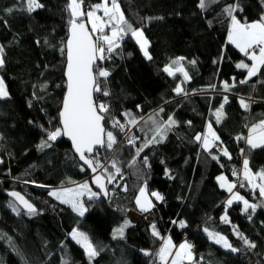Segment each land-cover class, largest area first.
<instances>
[{
  "label": "trees",
  "instance_id": "obj_1",
  "mask_svg": "<svg viewBox=\"0 0 264 264\" xmlns=\"http://www.w3.org/2000/svg\"><path fill=\"white\" fill-rule=\"evenodd\" d=\"M27 1L0 0L4 49L0 78L8 91L0 99V264H64L65 260L90 264L70 235L73 228L88 234L98 249L91 264H162L157 253L165 236L174 243L185 238L194 246V259L185 264H264V197L247 189L241 179L234 191L257 204L255 213L245 212L238 203L226 206L228 194L215 181L223 172L235 184L233 171L242 168L246 158L251 171L264 169V148L251 149L237 139L245 137L251 123L264 118V67L240 83L247 71L236 65L250 61L226 40L231 18L224 11L238 3L242 11L233 14L241 23L259 21L264 0H214L205 9L199 7V0H117L128 24L144 31L152 59L144 57L129 33L109 59L97 62L111 73L106 84L110 95L95 93V100L109 106L104 125L116 144L112 150L96 151L91 159L100 163L97 169L106 179L115 175L113 160L120 174L107 183L106 200L98 195L90 201L87 193L79 198L90 209L83 217L49 193L84 182L90 185L88 170L62 136L48 141L51 147H40L48 131L59 127L68 0H38L43 7L32 12ZM100 3L83 0L82 9ZM97 12L107 19L103 10ZM110 30L106 27L105 33ZM179 57H184L181 64L188 80L179 71L172 76L163 71L165 66L176 69L172 61ZM178 85L183 89L179 94ZM242 98L249 104L247 110L240 105ZM222 104L223 118L217 123L215 112ZM124 113H130L136 124L129 123ZM169 116L176 123L163 142L150 144L137 156V148ZM113 120L124 130L113 127ZM207 124L219 140L205 150L195 137L204 134ZM129 137L136 138L135 146L128 143ZM225 149L228 156L223 155ZM145 156L150 167L144 165ZM141 187H146L155 207L131 222L123 238L113 239V229L128 220V212L139 211L135 201ZM10 192L19 193L36 213H28ZM152 192L164 199L157 201ZM224 215L228 222L221 219ZM153 224L159 237L152 235ZM205 229L225 236L239 251L217 245ZM237 232L255 247H247Z\"/></svg>",
  "mask_w": 264,
  "mask_h": 264
},
{
  "label": "snow or ice",
  "instance_id": "obj_2",
  "mask_svg": "<svg viewBox=\"0 0 264 264\" xmlns=\"http://www.w3.org/2000/svg\"><path fill=\"white\" fill-rule=\"evenodd\" d=\"M211 2H214V0H199V7L205 9ZM82 5L83 0H68L66 5V11L69 12L70 19L68 22L69 34L66 42L67 66L65 76L67 91L59 114L62 127H58L53 131H48L47 140L42 141L40 147H51V144H49L48 141H55L62 135L67 136L70 138L72 146L75 152L79 155L80 160L88 165L93 172H96L97 168H100L101 165L98 161L94 163L93 160L88 158L87 154L94 153L98 146L112 150L113 146L116 144L115 136L111 131H107L104 126L105 114L109 111V106L105 103H98L95 100V93H101L103 96L110 95L106 84L107 78L111 73L106 68L98 67L97 62L109 59L110 54L113 53L115 49L119 48V42L129 33L139 45L144 57L148 60H151L152 57L148 51L150 42L145 37L144 31L142 29L132 28V26L128 24L125 20L124 14L120 10L117 0H110V6L109 0H103L102 3L91 6V10L86 13L82 10ZM40 7H43V5L38 3V0H28L27 10L29 12ZM101 9L103 10L104 17L107 19L97 15V11ZM8 11L10 12L12 10L8 9ZM224 11L231 18L228 42L234 45L241 53L252 61L251 65L244 62L236 65L239 69L247 70L246 79L240 81V83L243 84L247 82V79H250L261 72L262 67H264V16H261L260 20L257 22L241 23L236 15L233 14L237 11H242V9L239 8L238 3L226 6ZM85 15L87 16L88 23L91 24V32H89L85 23L80 19ZM106 27L111 29L110 35L105 33ZM92 33L97 34L95 38H93ZM257 48L258 53L256 51ZM62 51H64V49H62ZM3 54L4 49L3 47H0V67L4 65ZM182 60H184V57H179L172 61V64L178 65ZM192 63H195V61H192ZM176 70L183 73L185 80L190 79L188 73L184 71L183 67H178ZM163 71L170 76L174 75L171 66H165ZM101 78H103V80ZM211 87L214 88L215 85H212ZM224 88L227 91L229 85L225 83ZM175 91L179 94L183 89L178 85ZM7 96L8 91L4 80L0 78V99L6 98ZM224 102L227 103V97H225ZM240 105L245 110L249 107V104L246 103L243 98L240 100ZM161 111H163V109H161ZM124 115L129 118V123L136 124V119L132 117L130 113H124ZM215 116L216 122L220 123L223 118V104L216 110ZM175 123L176 121L173 117L169 116L164 124L157 127L152 140L147 141L145 144L137 148L136 155L139 156L140 153L150 144L162 143L165 139V133ZM113 127H119L122 131L124 130V125L118 120H113ZM157 136L159 139H157ZM135 139L136 138L134 137H129L128 143L135 146ZM195 139L197 141L203 140L202 147L205 150H208L212 146V141H218L219 137L213 131L211 124H209L206 134H204L203 137L200 134H197ZM237 139L246 140V143L251 149L264 148V121L252 125L249 128L247 137H237ZM241 151L243 152L244 150L242 149ZM223 155H229L226 149L223 151ZM212 158L217 159L215 156ZM143 162L145 167H150L147 156L143 158ZM111 166L115 169V175L109 174L107 176V183L109 184L113 183L116 176L120 174V169L116 166L115 160L112 161ZM105 171H108L107 168H105ZM165 174L168 175L167 169L165 170ZM243 176L253 188H258L261 197H264V169L259 173L253 174L249 168V160L246 158L243 162ZM257 177H259L260 182L254 183ZM217 180L220 182V187L225 188L231 194V197L227 201L228 206L232 205L233 201H243L244 211L247 212L251 209V211L255 213L257 204L249 203V201L243 196H240L239 193L233 192V189L236 187L234 183L228 182L223 175L217 177ZM93 182L101 192L107 195L105 183L101 176H95ZM241 187H243V184H241ZM85 193L88 194L90 201L98 196L96 192H93L89 188L88 182L77 185L75 189L62 188L59 190H52L49 195L53 196L63 204H69L74 212L83 217L85 213L90 210L89 207L79 199L81 196L85 195ZM8 194L20 201V203L27 209L28 213H36L34 206L25 200L19 193L10 192ZM151 196L155 197L157 201H162L164 199L163 195L158 192H152ZM135 202L141 212H147L155 207L146 193V187H141L139 189V195L136 197ZM262 204H264V202H262ZM13 211H16L17 214H19V210L15 206H13ZM221 219L224 222H228L227 215L222 216ZM173 223L175 224L176 221H173ZM130 225L131 222L125 219L121 225L113 229V239L123 238L125 229ZM179 225L181 228L186 226L183 220L179 221ZM233 227L235 230V226ZM205 231L207 232L209 239L214 243L219 244L232 252L239 251V249L234 247L225 236L208 231V229H205ZM70 235L72 239L84 249L91 264V261L99 253L88 234L79 231L77 228H73ZM152 235L155 237L160 236V233L156 230L154 224L152 225ZM237 235L247 247H255V244L250 242L243 236V234L237 232ZM174 247L175 246L170 238H163V244L157 253L162 264H167L169 257H172L171 264H181L185 259H192L191 244L187 242L181 243L178 248H176L175 253H173ZM144 254L149 255L150 253L145 252ZM64 264H68V261L65 260Z\"/></svg>",
  "mask_w": 264,
  "mask_h": 264
},
{
  "label": "crops",
  "instance_id": "obj_3",
  "mask_svg": "<svg viewBox=\"0 0 264 264\" xmlns=\"http://www.w3.org/2000/svg\"><path fill=\"white\" fill-rule=\"evenodd\" d=\"M255 22H257V21H255ZM230 24H231V22H230ZM229 27H230V25H229ZM228 32H229V29H228ZM226 40L228 41V34H227V38H226ZM234 46V45H233ZM235 47V46H234ZM236 48V47H235ZM237 49V48H236ZM239 50V49H238ZM256 51L258 52V48L256 49ZM240 52V51H239ZM251 62V61H250ZM178 67H182V64H181V61H180V63L178 64V65H175V68L177 69ZM176 69H173V72L174 71H177ZM180 72V71H179ZM182 73V72H181ZM183 74V73H182ZM261 121H264V118L263 119H261V120H255V122L254 123H251V125H250V127L252 126V125H254V124H259ZM249 127V128H250ZM206 130H207V125H206V128H205V132H206ZM248 133H249V129H248ZM248 133H247V135H248ZM248 145V144H247ZM249 146V145H248ZM250 147V146H249ZM245 160V159H244ZM244 160H243V162H244ZM243 162H242V168H241V178H242V181L245 183V187L247 188V189H249L250 191H256L259 195H260V192H259V189L258 188H253L252 187V185H250L249 183H248V181L247 180H245L244 179V176H243ZM261 171V170H260ZM260 171H258V172H253V171H251L253 174H255V173H259ZM221 175H223L224 177H226V179L228 180V182H230V183H233V181L232 180H230L226 175H224V173L223 172H221V173H218L217 174V176L215 177V181H216V183L218 184V186L220 187V182L217 180V177H219V176H221ZM260 182V180H259V177H257V179L254 181V183H259ZM81 184V183H80ZM90 186V185H89ZM65 188V187H64ZM69 188V187H68ZM93 192H95L91 187H89ZM221 188V187H220ZM221 189H223L228 195H227V197H226V199L224 200V205H226V206H228L227 205V201H228V199L231 197V194L225 189V188H221ZM233 192H236V191H234V189H233ZM261 196V195H260ZM87 197H88V194H87ZM89 198V197H88ZM94 199V198H93ZM233 203H238V204H240L241 206H243V201H233ZM232 203V204H233ZM65 205H67V206H69L71 209H72V207L69 205V204H65ZM138 207V206H137ZM139 210V209H138ZM137 212H139V213H145V212H141L140 210L139 211H137ZM137 212H133V211H129L128 212V220L130 221V222H133L135 219L137 220V218H139V217H141V214H139V213H137ZM147 212H149V211H147ZM76 213V212H75ZM206 235H207V237H208V234H207V232H206ZM164 238H170V237H168V236H165ZM209 238V237H208ZM172 241V240H171ZM212 241V240H211ZM184 242H187V243H189V244H191L187 239H182L181 241H179L178 243H174L173 241H172V243H173V245L175 246L174 248H173V253H175V250H176V248H178V246L181 244V243H184ZM162 244H163V240H162ZM162 244H161V246H162ZM192 245V244H191ZM191 253H192V259L191 260H188V259H185V260H183L182 262H181V264H185L186 262H190V261H192L193 259H194V257H195V255H194V246L192 245V248H191ZM171 260H172V257H169L168 258V261H167V264H171Z\"/></svg>",
  "mask_w": 264,
  "mask_h": 264
},
{
  "label": "water",
  "instance_id": "obj_4",
  "mask_svg": "<svg viewBox=\"0 0 264 264\" xmlns=\"http://www.w3.org/2000/svg\"><path fill=\"white\" fill-rule=\"evenodd\" d=\"M82 21L85 23V25H86V27L88 28L89 32H91L90 29H89V26H88V24H87V21H86V20H82ZM68 29H69V27H68ZM68 29H67V38H68V34H69ZM67 38H66V41H65V65H64V74H63V76H64V80H65V90H64V95H63V98H62V103H61L60 111H61V109H62V106H63V99H64L65 93H66V91H67V86H66L67 82H66V76H65V71H66V66H67V56H66V42H67ZM93 38H94V37H93ZM60 111H59V114H60ZM58 116H59V127H62V125L60 124V115H58ZM104 126H105V125H104ZM62 138L64 139V141H66V142L70 145L71 152L73 153V155L75 156V158L78 160L79 164H80L82 167H84L86 170H88V172H89V174H90V175H89V183H90L91 188H92L96 193H98L99 196H101L102 198H104V199L106 200V199L108 198V192H107V195H105L103 192H101V190H100V189L97 187V185L93 182L95 176H97V175L101 176V177L103 178V180H104L105 187H106V190H107V179L105 178V176L101 173V171H100L99 169H97L96 172H93L92 169L88 167V165L84 164V162H83L82 160H80L79 155L75 152V150H74V148H73V146H72V142H71V140H70L69 137H67V136H63V135H62ZM102 148H103V147H99V146H98L97 149H96V151L101 150ZM96 151H95V152H96ZM95 152H94V153H91V154H87V155H88V158L91 159V158L94 156ZM91 160H92V159H91Z\"/></svg>",
  "mask_w": 264,
  "mask_h": 264
},
{
  "label": "rangeland",
  "instance_id": "obj_5",
  "mask_svg": "<svg viewBox=\"0 0 264 264\" xmlns=\"http://www.w3.org/2000/svg\"><path fill=\"white\" fill-rule=\"evenodd\" d=\"M102 2H103V0H102ZM27 8H28V1H27ZM83 10V9H82ZM102 10V9H101ZM84 11V10H83ZM87 11H89V10H87ZM87 11H84L85 13L87 12ZM97 15L98 16H100L101 17V15L97 12ZM82 18V17H81ZM80 18V19H81ZM85 20L87 21V16L85 15ZM250 23H252V22H250ZM87 24L89 25V27H90V30H91V24H89L88 23V21H87ZM110 34H111V30H110V32H109ZM109 34V35H110ZM135 40V39H134ZM241 53V52H240ZM258 53V52H257ZM243 54V53H242ZM244 55V54H243ZM247 58V57H246ZM248 59V58H247ZM249 60V59H248ZM250 61V60H249ZM241 63V62H240ZM251 63H252V61L250 62V63H248L249 65H251ZM173 69V68H172ZM247 71V70H246ZM247 73V72H246ZM208 125L209 124H207V127H208ZM206 132H207V130H206ZM206 132L204 131V134H206ZM203 134V135H204ZM155 135V133H152V136H151V139L150 140H152V138H153V136ZM203 135H202V137H203ZM248 136V135H247ZM157 139H159V137L157 136ZM150 140H147V141H150ZM146 141V142H147ZM146 142H143L142 144H141V146L143 145V144H145ZM202 143H203V140H202ZM77 187V185L76 186H74V187H70V188H72V189H75ZM89 187H91V186H89ZM54 190H58V189H54ZM238 192V191H237ZM239 193V192H238ZM138 195H139V193H138ZM239 195L240 196H243L245 199H247L244 195H242L241 193H239ZM248 200V199H247ZM249 201V200H248ZM249 203H250V201H249ZM242 209L244 210V205L242 206ZM144 214H147V212H145V213H143V214H141V215H144ZM151 231H152V226H151ZM75 241V240H74ZM76 242V241H75ZM217 245H219V244H217ZM219 246H221V245H219ZM222 247V246H221ZM222 248H224V247H222ZM225 249V248H224ZM226 250H228V249H226Z\"/></svg>",
  "mask_w": 264,
  "mask_h": 264
},
{
  "label": "built area",
  "instance_id": "obj_6",
  "mask_svg": "<svg viewBox=\"0 0 264 264\" xmlns=\"http://www.w3.org/2000/svg\"><path fill=\"white\" fill-rule=\"evenodd\" d=\"M245 137H247V134L245 135ZM243 141L246 142V140H244V139H243ZM218 149H220V148H218ZM233 177L235 178V185L236 186L239 185L241 183V168L233 171Z\"/></svg>",
  "mask_w": 264,
  "mask_h": 264
}]
</instances>
